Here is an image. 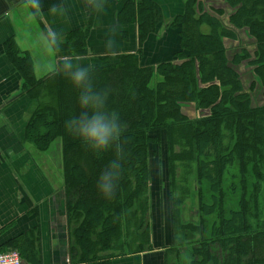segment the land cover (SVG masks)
<instances>
[{"label": "trees", "instance_id": "16d2710c", "mask_svg": "<svg viewBox=\"0 0 264 264\" xmlns=\"http://www.w3.org/2000/svg\"><path fill=\"white\" fill-rule=\"evenodd\" d=\"M118 18L136 23L139 42L162 24L151 0H123ZM169 26L180 40L173 61L144 66L134 54H121L95 66L94 84L108 92L109 107L124 126L121 151L102 156L64 130V121L81 110L71 78L55 72L37 78L29 55L12 39L5 43L21 93L34 103L25 139L40 152L59 143L70 259L96 263L151 250L147 159L156 145L164 147L169 166L166 255L179 259L186 247L189 264H264V0H183L182 14ZM85 39V30L72 31L58 45L84 57ZM256 88L261 104L252 98ZM186 104L198 117L183 115ZM117 158V186L105 198L96 180ZM176 163L191 169L198 185L195 222L181 219L188 188L172 195ZM27 251L36 257L32 245Z\"/></svg>", "mask_w": 264, "mask_h": 264}, {"label": "crops", "instance_id": "0c3cea01", "mask_svg": "<svg viewBox=\"0 0 264 264\" xmlns=\"http://www.w3.org/2000/svg\"><path fill=\"white\" fill-rule=\"evenodd\" d=\"M151 1L160 8L162 28L139 42L136 23L119 21L123 0H105L102 20L117 33V48L108 53L102 47L100 20L85 9L87 0H40L35 15L30 0H0V253L16 251L21 264H76L70 259L71 227L59 143L40 152L25 139L34 103L21 93V77L5 53V43L12 39L29 55L37 78L51 72L62 75L57 65L67 57L95 67L103 57L134 54L141 65H156L178 51L179 36L169 23L182 14L183 0ZM57 8L64 11L54 13ZM77 30L86 31L84 57L70 56L58 45ZM53 32L58 34L55 43ZM164 222L166 226L157 221L156 228L153 219L151 250L83 264H168L164 251L170 240L168 216ZM29 245L36 257L29 256Z\"/></svg>", "mask_w": 264, "mask_h": 264}, {"label": "clouds", "instance_id": "9594fccd", "mask_svg": "<svg viewBox=\"0 0 264 264\" xmlns=\"http://www.w3.org/2000/svg\"><path fill=\"white\" fill-rule=\"evenodd\" d=\"M33 14H39L40 0H30ZM85 9L88 14L97 17L103 27L102 47L112 53L117 48L116 29L105 25L102 16L105 12V0H87ZM54 13L63 12V8L52 10ZM53 43L58 34L53 32ZM57 71L71 78L77 90L78 114H73L64 121L65 132L77 139L84 147L97 156H102L107 150L121 151L119 144L123 133V124L119 113L108 104V92L97 88L94 84L95 67L84 64L71 57L65 58L57 65ZM120 161L113 159L107 169L101 172L96 180L97 191L105 198H111L117 186Z\"/></svg>", "mask_w": 264, "mask_h": 264}, {"label": "rangeland", "instance_id": "374dc122", "mask_svg": "<svg viewBox=\"0 0 264 264\" xmlns=\"http://www.w3.org/2000/svg\"><path fill=\"white\" fill-rule=\"evenodd\" d=\"M223 6V5H222ZM162 28V24L160 25L158 31ZM202 31H206V27L203 26ZM244 38V36H242ZM244 41H248L247 38H244ZM180 42V40H179ZM249 44V42H248ZM179 48V47H178ZM176 53V52H175ZM172 58L168 61H173L174 55ZM158 65V64H156ZM156 65H148V66H156ZM147 66V65H144ZM243 85L245 89L248 87V84L250 80L248 79V75L245 74L243 77H241ZM253 94L252 98L254 99L255 103L261 104V99L259 96L260 92L259 89L256 88L255 92L251 93ZM258 98V99H257ZM181 111L183 115L187 116L188 118H196L199 115V112L196 111L191 104H186L181 108ZM162 142V141H161ZM164 144V143H163ZM162 144V146H163ZM161 145V144H160ZM159 147V146H158ZM151 151V152H150ZM150 156L148 157V171H149V185H152L151 188V195H150V203H151V212L149 217V223L150 228L152 232L153 228V219L154 223H156L157 228V221L160 220L161 226H166V223L164 222L166 216H167V200H166V191H167V185H169V177H168V161H167V155L164 147H161V149H158L156 145H153L151 148H149ZM191 169L185 168L180 164H175L172 168L173 174H174V190L172 192L173 196H179L180 195V189L182 188H188V192H186V195L183 196L184 202L182 206H180L181 210V219L183 222H195L197 221V200H196V192L197 187L193 174H189L187 171H190ZM232 169H230L231 171ZM206 185L203 183L201 184V189L204 190ZM168 192V191H167ZM159 228V227H158ZM171 243V234H170V240L168 238L167 240V246ZM169 263L172 262V264H189V249L186 247L180 248L179 250V259H176L175 256L169 255Z\"/></svg>", "mask_w": 264, "mask_h": 264}, {"label": "built area", "instance_id": "2783aa9c", "mask_svg": "<svg viewBox=\"0 0 264 264\" xmlns=\"http://www.w3.org/2000/svg\"><path fill=\"white\" fill-rule=\"evenodd\" d=\"M0 264H21L19 254L15 251L0 253Z\"/></svg>", "mask_w": 264, "mask_h": 264}]
</instances>
